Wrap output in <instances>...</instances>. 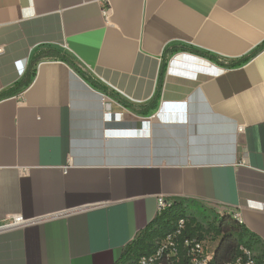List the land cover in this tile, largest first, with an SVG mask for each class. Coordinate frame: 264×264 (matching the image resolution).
<instances>
[{
  "label": "crops",
  "instance_id": "0c3cea01",
  "mask_svg": "<svg viewBox=\"0 0 264 264\" xmlns=\"http://www.w3.org/2000/svg\"><path fill=\"white\" fill-rule=\"evenodd\" d=\"M0 22V223L28 222L0 264H114L161 197L264 242V49L227 65L264 0H0Z\"/></svg>",
  "mask_w": 264,
  "mask_h": 264
},
{
  "label": "trees",
  "instance_id": "16d2710c",
  "mask_svg": "<svg viewBox=\"0 0 264 264\" xmlns=\"http://www.w3.org/2000/svg\"><path fill=\"white\" fill-rule=\"evenodd\" d=\"M263 49L264 42L250 54L229 62L227 65L230 67L240 66ZM62 59L72 65L78 73L85 75L63 54ZM88 79L97 87H101L96 81ZM29 81L30 78L24 84ZM14 91L15 89L12 88L8 92L1 94L0 99L11 95ZM196 205H198L196 202L187 199L179 198L173 200L167 208L158 212L154 219L138 232L134 239L125 245L119 259L114 264H140L142 257L155 253L166 236L176 230L180 219H184L185 225L176 239L180 257L179 264L189 263L186 257L187 250L183 245L186 238H194L198 242L204 240L215 242L214 253L208 264L233 263L238 258L245 264L247 256L244 253V249L252 252L256 264H264V242L258 235L250 231L244 224L227 212H221L220 215L214 214V221H202L197 215L193 214Z\"/></svg>",
  "mask_w": 264,
  "mask_h": 264
},
{
  "label": "built area",
  "instance_id": "2783aa9c",
  "mask_svg": "<svg viewBox=\"0 0 264 264\" xmlns=\"http://www.w3.org/2000/svg\"><path fill=\"white\" fill-rule=\"evenodd\" d=\"M1 24V22H0ZM3 51V48H0V53ZM172 201L166 200L164 198H159L158 200V212L167 208ZM27 220L22 216H12L9 220H6L0 223V231L10 230L12 228L20 227L25 225ZM185 222L184 219H180L177 224V228L173 233H170L166 238L161 242L157 251L150 256H144L140 260V264H179L180 257L178 252V242L176 239L181 233V230L184 228ZM212 241H201L198 242L194 238H186L183 242L184 247L186 248V257L189 260L188 264H208V261L212 258L214 253L215 245L211 246ZM244 253L247 256L245 264H256L253 259V254L249 250L244 249ZM227 264H243L241 259L238 258L233 263Z\"/></svg>",
  "mask_w": 264,
  "mask_h": 264
},
{
  "label": "rangeland",
  "instance_id": "374dc122",
  "mask_svg": "<svg viewBox=\"0 0 264 264\" xmlns=\"http://www.w3.org/2000/svg\"><path fill=\"white\" fill-rule=\"evenodd\" d=\"M201 205H203V207H201ZM212 211V212H211ZM218 214L220 215L221 213L214 211L212 208H209L208 206L204 205V204H198L195 206V210H193V214L197 215L199 217L200 220L202 221H214L215 220V216L214 214ZM215 245V242L212 241L211 242V246Z\"/></svg>",
  "mask_w": 264,
  "mask_h": 264
}]
</instances>
